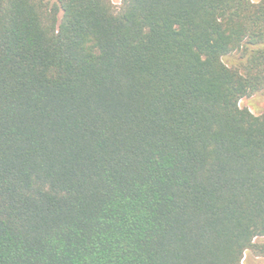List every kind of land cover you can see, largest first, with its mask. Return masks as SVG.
<instances>
[{"label":"trees","instance_id":"1","mask_svg":"<svg viewBox=\"0 0 264 264\" xmlns=\"http://www.w3.org/2000/svg\"><path fill=\"white\" fill-rule=\"evenodd\" d=\"M256 93L264 0H0V264L264 256Z\"/></svg>","mask_w":264,"mask_h":264},{"label":"rangeland","instance_id":"2","mask_svg":"<svg viewBox=\"0 0 264 264\" xmlns=\"http://www.w3.org/2000/svg\"><path fill=\"white\" fill-rule=\"evenodd\" d=\"M113 3L119 7L122 0H112ZM225 60L231 63L234 59L227 57ZM242 107H248L255 114H261L264 112V94L256 93L250 97H245L240 101ZM244 264H264V256L255 255L252 251H248L245 254Z\"/></svg>","mask_w":264,"mask_h":264}]
</instances>
